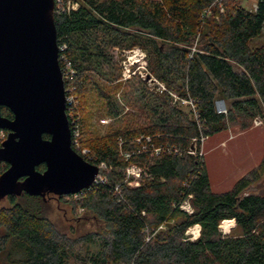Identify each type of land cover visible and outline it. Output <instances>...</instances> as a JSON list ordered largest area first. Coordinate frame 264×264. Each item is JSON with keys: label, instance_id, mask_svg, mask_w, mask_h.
Listing matches in <instances>:
<instances>
[{"label": "trees", "instance_id": "trees-1", "mask_svg": "<svg viewBox=\"0 0 264 264\" xmlns=\"http://www.w3.org/2000/svg\"><path fill=\"white\" fill-rule=\"evenodd\" d=\"M55 2L60 66L66 59L74 71L65 88L78 98L67 107L69 120L80 117L74 149L89 148L88 161L107 165L106 182L58 199L92 214L98 228L61 227L48 214V195L23 191L0 207V255L11 264H264V193H244L261 171L214 191L200 149L202 138L264 117V0L254 9L238 0ZM135 46L168 90L196 101L198 117L138 76L122 83L114 52ZM219 99L227 113L217 111ZM99 114L110 118L103 133ZM131 165L142 169L138 184L127 179ZM8 166L0 162V175ZM186 199L191 213L179 206ZM229 220L236 226L223 233ZM196 224L192 240L186 232Z\"/></svg>", "mask_w": 264, "mask_h": 264}, {"label": "water", "instance_id": "water-1", "mask_svg": "<svg viewBox=\"0 0 264 264\" xmlns=\"http://www.w3.org/2000/svg\"><path fill=\"white\" fill-rule=\"evenodd\" d=\"M55 7V0H0V107L14 114L0 110V130H8L0 162L9 165L0 175V200L23 191L80 193L99 174L72 145Z\"/></svg>", "mask_w": 264, "mask_h": 264}, {"label": "rangeland", "instance_id": "rangeland-1", "mask_svg": "<svg viewBox=\"0 0 264 264\" xmlns=\"http://www.w3.org/2000/svg\"><path fill=\"white\" fill-rule=\"evenodd\" d=\"M242 5L247 8L254 9L257 4V0H238ZM259 42H264V33ZM141 48L135 46L123 50L122 52L116 50L115 57L119 61L121 66V81L124 84L129 79L125 80L123 77V61L126 59V55H130V49ZM142 49V48H141ZM145 51L144 49H142ZM146 56L132 69V77L138 76L146 81V86L149 89H155L159 93L168 90L164 81L159 80L153 75L148 67V55ZM146 73L151 74L157 81L164 85L162 88H154L153 82L146 79L144 76ZM144 76V77H142ZM130 78V79H131ZM170 95L173 96V91L168 90ZM175 100V98H174ZM186 110H189L186 104H183L179 100L177 101ZM98 115L97 119H99ZM106 118L108 122L102 123L101 119ZM98 124L99 131L104 132L106 126L110 122V118L102 116L100 117ZM7 137L5 131H0V143ZM201 152L206 160L208 172L210 174L212 189L214 191H225L231 189L242 177L251 176L253 170L259 172V177H254L251 184L245 189L244 193H264V166L261 165L264 158V117H256L249 127L243 129L238 124H230L228 129L223 130L217 134L203 139L200 145ZM138 179V178H135ZM139 181V180H137ZM49 209L48 214L52 220L57 222L61 227L70 228L73 226L76 232L93 231L98 228V223L92 218V214L85 212L82 208L73 210L72 206L65 201H60L58 197L53 194L48 195ZM9 204L8 197L0 200V207ZM77 218V219H76ZM229 223L230 226L226 227ZM236 224L233 221H224L221 223L220 228L223 233H230ZM188 231V230H187ZM188 237L193 236L192 233H187ZM0 261L3 264H11L7 260L6 253L0 255Z\"/></svg>", "mask_w": 264, "mask_h": 264}, {"label": "built area", "instance_id": "built-area-1", "mask_svg": "<svg viewBox=\"0 0 264 264\" xmlns=\"http://www.w3.org/2000/svg\"><path fill=\"white\" fill-rule=\"evenodd\" d=\"M63 48L64 47L60 46L59 50H61ZM129 51L132 53L130 55H126V59L123 61V67H124V71H123L124 77L123 78L125 80L130 79L132 77V69L134 68V66H136V64H138L146 56L145 51H143L141 48H134V49H130ZM64 61L66 62V66L64 67V70H62V68H61L62 73H63V77L65 75L66 76L70 75L74 72L72 69L71 63L66 59H64ZM144 76L146 77V79H149L150 81L153 82L154 88L155 87L157 89L162 88L164 90V88H165L164 85L161 82L157 81L156 78L152 77L151 74L146 73ZM144 76H142V77H144ZM73 90H74L73 87H69L68 89L65 88L66 104H67V107H70V108L76 107L78 104L77 95L74 94ZM173 96L175 98V101L179 100L183 104H186L187 107L189 108V110L193 113V115L195 117L199 116L198 107H197L196 101L193 98H190V97L182 98L175 93H173ZM216 109L219 113H227V106H226L225 101L221 100V99L217 100L216 101ZM69 121H70L71 134H72V145H73V147L75 145L78 149H80V143H79V139L81 136L80 117L73 113V114H71V119ZM101 122L106 123V122H108V120L106 118H103V119H101ZM202 139H205V138H202ZM81 155L84 158H85V156H88L90 159L93 158L91 150L89 148H86V147L81 149ZM127 156H130V154H127ZM96 165L99 167V174H98L94 184H97L100 182H106L107 181V175L103 171L107 169V165L104 162H102L100 164H96ZM141 172H142V169L140 167H137V165L129 166L127 168V179H129L131 176L134 177V180L132 182H129V183L130 184H138L139 182L137 180L140 179ZM135 178H138V179H135ZM119 188H120L119 185H117L116 190L118 191V193L120 192ZM82 192H80V193H82ZM78 194L79 193H76L74 195L77 196ZM179 206L184 211H187L190 213L193 211V208L191 206V202L189 199L184 200L182 203L179 204ZM200 230H201V227L198 224L194 225L193 227H190L187 231V233H192V235H193L190 237V239H192V240L196 239L200 235Z\"/></svg>", "mask_w": 264, "mask_h": 264}, {"label": "flooded vegetation", "instance_id": "flooded-vegetation-1", "mask_svg": "<svg viewBox=\"0 0 264 264\" xmlns=\"http://www.w3.org/2000/svg\"><path fill=\"white\" fill-rule=\"evenodd\" d=\"M50 194H53V193H48L47 195H49L50 196ZM55 197H58V195H55V194H53Z\"/></svg>", "mask_w": 264, "mask_h": 264}, {"label": "bare ground", "instance_id": "bare-ground-1", "mask_svg": "<svg viewBox=\"0 0 264 264\" xmlns=\"http://www.w3.org/2000/svg\"><path fill=\"white\" fill-rule=\"evenodd\" d=\"M224 226L228 227V226H230V225H229V223H227V224H226V225H224Z\"/></svg>", "mask_w": 264, "mask_h": 264}]
</instances>
